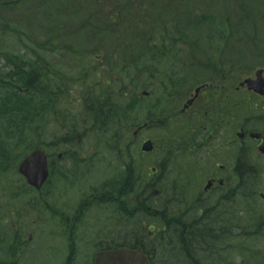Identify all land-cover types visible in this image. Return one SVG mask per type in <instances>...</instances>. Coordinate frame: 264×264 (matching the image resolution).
Wrapping results in <instances>:
<instances>
[{
    "label": "flooded vegetation",
    "instance_id": "af4514ba",
    "mask_svg": "<svg viewBox=\"0 0 264 264\" xmlns=\"http://www.w3.org/2000/svg\"><path fill=\"white\" fill-rule=\"evenodd\" d=\"M151 64L145 67L144 62L140 63L137 81L142 87L156 91L166 80L173 92L184 91L182 97L170 102L174 107L169 119L172 132L168 151L171 155L168 199L174 213L171 225L189 229L208 227L211 230L208 233L216 235L218 244L234 237L238 242L236 229L240 227L239 212L243 204L252 212L250 221L264 229V153L259 150L264 152V102L241 86L244 79L252 76L233 61L183 62L169 69V77L160 75L158 62ZM241 74L246 76L241 79ZM121 91L125 119L126 87ZM251 99L258 102L254 106L257 114L246 108ZM137 107L144 111L142 100L137 102ZM138 120L141 125L134 131V138L146 129H154L142 115ZM124 130L126 132V129L122 132ZM252 133H257L258 138L252 139ZM146 140L149 139L142 142ZM132 142L119 141L123 153L119 151L120 146L94 143L88 147L93 150L90 156L73 147L74 141L62 142L66 150L56 155L54 164L57 184L63 187L57 196L60 201L55 209L44 194L43 214H49L51 221L44 222H53L58 230L57 238L69 246L66 247L68 257L76 254L73 245H79L80 250L92 245L96 248L95 254L110 250L112 246L139 247L144 243V209L152 208L151 224L158 222L156 213L160 207L162 179L157 170L160 165L164 167V178L167 164L152 169L145 181L141 157L128 149ZM111 148L120 157L123 168L120 175L91 185L89 181L95 164L103 161L97 154L103 152L113 156ZM74 191L78 195L73 203L70 196ZM12 217L13 256L23 247L26 251L39 252L43 264V236L38 237L41 243H31L32 233L29 232L27 244L23 228L28 222L21 221L16 211ZM261 256H264V241ZM221 257L218 253L216 259L233 264L224 262Z\"/></svg>",
    "mask_w": 264,
    "mask_h": 264
},
{
    "label": "rangeland",
    "instance_id": "374dc122",
    "mask_svg": "<svg viewBox=\"0 0 264 264\" xmlns=\"http://www.w3.org/2000/svg\"><path fill=\"white\" fill-rule=\"evenodd\" d=\"M19 3L15 6L11 7V10H0V18H5L8 20L14 34L11 32L12 38L7 39V43H0V52L6 51L7 49L15 55H19L25 57L30 61V59H36L43 57L49 65V73L51 75H55L56 77H51V86L56 85L57 78L63 76L64 80L67 83L68 93L65 98H62L60 102L57 104V111L64 112L67 110L71 115L74 116V113H78L79 104L81 101L82 93L87 91L94 83V79L89 81L86 79L85 81H75V79L79 76L80 70L76 68L74 64V60H72V54L68 52L69 50H77L80 52V58L82 61H77V65H80L84 68L89 67V58L88 55L90 52H94L96 47L101 48L104 51V54H94L95 57H106L105 51H109L108 48L113 51H119L120 47L122 48H130L133 51H141L140 41L137 39H132L129 36L121 35L120 37L126 42V45L120 46L121 38L112 40L111 43L107 44L105 40H102V37L94 35V31L92 32L88 28L81 29L79 28V20L83 17V11L87 6V3L90 7L91 16L94 20L102 19V14H98L102 8L105 10L111 9L112 6L115 5V1L117 0H109L103 2H97L96 0H14ZM187 4L194 9L195 11L202 9L203 12L209 16L216 17L220 16V13L223 14V11L227 12L228 18L226 19L227 25H229V32H232L236 35H239L237 39H229L228 43H225V53H223V59L236 62L240 67L247 66L249 70H253V73L257 67L254 69L253 66L257 63L254 55V51L261 52L262 43H264V22L261 19H255V16H244L242 17L241 12H247L249 15H257L260 12L264 15L263 6L264 0H226V5L223 0H186ZM232 1V2H231ZM154 5L159 3L158 0L153 1ZM251 3V4H250ZM253 6V7H250ZM244 8L240 11V8ZM197 10H196V9ZM226 8V9H225ZM164 18H169L170 16H164ZM119 30V29H118ZM225 28H205L202 30V34H222ZM186 33L194 34L193 30H184ZM178 32H181L179 30ZM210 32V33H209ZM120 33V32H119ZM243 35H247L243 37ZM249 36H252L254 39H250ZM96 40H102L100 44H97ZM199 40V39H198ZM1 42V41H0ZM204 40H200V46H206L203 44ZM101 45V46H97ZM209 49L212 47H222L223 43L215 38H212L210 43H207ZM7 50V51H8ZM245 50L246 57L241 59L234 56V51H243ZM213 53V52H209ZM113 62H115V57L110 53ZM187 49L181 48L180 54L176 57L180 60V62H188L187 58ZM213 59V58H212ZM119 60V58H118ZM166 62V61H165ZM261 65H264V60H260ZM258 62V63H259ZM104 66L99 70L101 75H104L106 70H109L107 63L103 62ZM163 64V63H162ZM164 65V64H163ZM3 67V61L0 56V68ZM119 67V61L113 65V70ZM251 67V68H250ZM87 72V71H86ZM109 79V84L106 86V89H112L114 94L118 93V88L120 84H127L126 73L120 76L117 71H114ZM46 84V82H45ZM90 84V85H89ZM132 86V85H131ZM129 92V97L137 94L140 97L142 90L139 89V85H135L130 87L127 85ZM51 90H56V87H49ZM156 95V94H155ZM157 98L159 102L161 101V94L153 96L146 100L145 103L151 105L152 101ZM151 101V102H149ZM114 105H120L121 100L118 96L113 99ZM31 105V112L36 111L38 105L33 102ZM29 112V111H28ZM159 112V111H158ZM53 113V112H52ZM135 114L138 116L142 115L143 119L145 118V113H142L138 107L135 109ZM134 114V118L131 119L128 123L130 125L137 117ZM160 114V113H159ZM40 117H35V120L30 125V120L26 121V126H37V131L42 133L47 132L46 135H43V138H36V133H31V139L26 140L25 144V136L21 135V133L13 134L6 130V123L2 122L0 119V153L5 152L9 154L10 157L18 156V154L25 152V149L29 146V143L32 147L34 145L41 146L44 148V142H50L54 140L56 137V141L59 140V136L65 135L67 130L58 129V123L54 121L52 118H49V123L44 127L41 126ZM77 121V119H75ZM79 121V120H78ZM123 125V122H121ZM43 129V132H42ZM33 130V129H32ZM175 130V129H174ZM83 128H79L78 132L74 136V141H81L82 143L74 144L73 147L78 149L80 152L87 153V156L92 155V149H88L91 147L94 142L101 140H111L109 134H106L101 138V134L94 133L88 134L86 138L80 137ZM176 131V130H175ZM172 129L169 126H165L164 128L158 127V129H154L152 137H156V152L152 153L151 156L147 155L144 158L147 159L149 157L154 156L153 161L145 164L144 162V172L146 166L149 164L153 166L157 164L160 160L161 163L167 164L170 168L171 161L165 158V154L160 152V148L163 147V143L160 136H169L171 134ZM46 137V138H45ZM143 133L140 134L139 137L134 138L132 135V131L128 133L125 142L133 141L129 148H134L139 145V143L144 140ZM84 141V142H83ZM108 143L107 141H104ZM111 142V141H110ZM98 143V142H96ZM19 144V145H18ZM28 145V146H27ZM101 146V145H98ZM121 146V144H120ZM46 153L52 159H56L58 153H62L66 150V146L59 147L56 151L49 150L45 147ZM15 150V153H14ZM121 153L124 152V149L121 146ZM95 155V154H94ZM97 156L101 158L103 161L95 164V169L93 170L92 178L90 177V184H98L105 179L116 178L117 173L122 170L120 165L118 164V160L113 153V156L106 153H98ZM181 160L183 158L180 156ZM18 161V160H17ZM16 161V162H17ZM1 162V160H0ZM1 165L4 164L1 162ZM16 165V164H15ZM122 167V166H121ZM168 174L169 169H168ZM145 175V181L147 180V175ZM53 179V178H52ZM168 179V178H166ZM169 180V179H168ZM167 182V181H166ZM51 187V186H50ZM52 188H55L54 191ZM51 191H45L46 197L52 198L49 202L52 201V205L56 209V206L59 204L60 191L63 187H60L59 183L57 184V179L54 180L53 187ZM167 188L166 184H163L161 189ZM77 193L74 191L72 193L71 201L74 203L77 199ZM43 189L39 192H35L28 188L24 181L17 174L16 166L9 169V171L5 175H0V264H13V262H17V264H41V256L34 257L35 255L29 253L23 249V247H19V254H12L13 251V240L12 234L10 233L12 223H13V212H18L19 219L21 221H26L28 224L23 228V232H25L24 242L28 237V233L31 232L32 243H41V239L39 240V236H43V264H64V258L67 257L68 251L66 250L67 244H63L60 238H57L58 230L55 224L47 223L44 221H51L49 219V214H43ZM254 213V212H253ZM25 215L26 217L23 219L21 216ZM243 214L240 213V217ZM146 218V216H145ZM241 218H244L241 217ZM31 222V223H30ZM145 228H144V238L148 240L152 247L160 248L159 244L161 243L157 234L150 233L152 227L159 228L160 226H165L166 224L159 220L154 224H150L148 220H144ZM240 225V230L236 229L237 234L244 232V229ZM148 227L150 230H148ZM28 230V231H27ZM131 230V228H129ZM17 231V230H16ZM15 231V232H16ZM14 233V232H12ZM156 238V240H154ZM23 240V239H22ZM21 240V241H22ZM61 240V241H60ZM20 241V242H21ZM235 242V239H234ZM148 243V244H149ZM169 247H165L164 250H159L157 253V257L160 259V256H168L171 255V259H174L175 264L176 261L180 257L178 253L174 251L170 240L168 239ZM175 242L172 241V244ZM253 245V244H252ZM79 245H73L75 247V256H72L71 264H91L92 257L96 252V248L92 245H87V247L83 249H78ZM25 250V251H24ZM226 253H229V257H233V259H229L230 263L233 264H242L240 261L239 253L236 254V251L227 250ZM237 257V258H236ZM236 258V259H235ZM262 258V256L260 257ZM204 264H224L220 260H215L214 257L209 258L207 261L204 260Z\"/></svg>",
    "mask_w": 264,
    "mask_h": 264
},
{
    "label": "trees",
    "instance_id": "16d2710c",
    "mask_svg": "<svg viewBox=\"0 0 264 264\" xmlns=\"http://www.w3.org/2000/svg\"><path fill=\"white\" fill-rule=\"evenodd\" d=\"M43 1V0H38ZM97 2L109 1V0H96ZM154 0H117L115 5L111 9H101L98 14H102V19H92L91 9L87 3L86 8L83 11V17L79 20V28H88L94 35L102 37L106 43H111L112 40L121 38V35L129 36L132 39H137L140 44L146 47L151 46H187L190 51H194L193 47L198 46V39L204 38L203 43H210L214 36L215 38H226V35H214V34H202V30L205 28H223L225 19L212 17L203 12L202 9L196 10L186 3V0H158L159 3L154 5ZM18 1L14 0H0V10H10L11 7L18 4ZM225 3V1H224ZM251 4V3H250ZM263 6L264 12V3ZM253 7V6H250ZM244 8H240V11ZM242 17L262 15L260 12L257 15H249L247 12H241ZM170 16L164 18V16ZM119 29V30H118ZM193 30L194 34L186 33L184 30ZM181 30V32H178ZM14 34L12 26L5 18H0V43H7L9 38H12L10 33ZM120 32V33H119ZM122 39V38H121ZM101 40V41H102ZM100 40H96L97 44L101 43ZM126 45V42L122 39L120 46ZM8 50V49H7ZM0 52L1 60L3 61V67L0 68V119L6 123V130L13 134L21 133L25 136L26 140L31 139V133H36V138H43L45 132H38L37 126L33 128L31 126L23 127L28 124L26 121L30 120V125L35 120V117L39 116L41 126H45L49 123V118H52L58 123V129L65 128V122L71 121V126H76L75 119H85L89 117L92 122L89 123L93 129L95 121L99 118L101 127L108 126L120 118L119 108L114 105L111 95L104 91L102 93L94 94L89 90L82 93V111L78 115L70 117V113L67 110L61 114L56 107L62 98L68 93L67 83L63 76L57 78L56 85L51 86L50 78L56 77L49 73L50 65L45 62L43 57L36 59H26L25 57L15 55L8 51ZM72 54V60L74 64L80 56V52L77 50H69ZM162 53L163 50H157ZM120 69L126 70L127 76L131 78L130 84L134 83L136 77V62L137 56L134 55L133 50L130 48L120 50ZM240 56H245V50L239 52ZM264 56L262 54H258ZM91 62L90 64H92ZM88 70H96V67H91ZM79 76L75 81H85L88 79L86 70L81 67ZM46 82V84H45ZM56 87V90H51ZM37 103L35 107L37 110L31 112V103ZM29 111V112H28ZM53 112V113H52ZM118 116V117H117ZM33 129V130H32ZM57 137L52 143L56 142ZM19 145V144H18ZM28 146V145H27ZM38 146V145H34ZM27 148H33L29 143ZM34 149V148H33ZM5 152L0 153V160L4 164L1 165L2 171H8L11 165H14L20 156L10 157ZM15 153V150H14ZM0 162V164H1ZM160 211L162 220L168 223L169 214ZM146 216V212L144 211ZM164 222V223H165ZM165 223V224H166ZM157 236L161 243L160 248L156 251L164 250L165 247H169L168 239L177 253L181 255L190 254L191 256H184L180 260L176 261L177 264H203L204 259L201 255L212 252V247L218 248L216 243V236L211 235V230L206 228H171L167 226H160ZM247 229L245 228L244 231ZM173 234V236H172ZM245 235V234H244ZM172 239L175 240L172 244ZM148 241V240H147ZM146 243V239H145ZM149 243V242H148ZM147 244V243H146ZM149 246L151 244L149 243ZM141 247L145 252H149L148 246L142 244ZM215 248V249H216ZM214 249V250H215ZM171 255L157 257L152 264H175L174 259H171ZM70 260H67L69 264Z\"/></svg>",
    "mask_w": 264,
    "mask_h": 264
},
{
    "label": "water",
    "instance_id": "95a60500",
    "mask_svg": "<svg viewBox=\"0 0 264 264\" xmlns=\"http://www.w3.org/2000/svg\"><path fill=\"white\" fill-rule=\"evenodd\" d=\"M247 84L249 89L253 88L255 91L261 89V84L258 81H247ZM151 149L150 142L145 143L142 147V150L146 152ZM18 172L29 186L40 190L48 177L46 156L41 151L32 152L20 163ZM95 264H148V262L140 250L119 249L97 254Z\"/></svg>",
    "mask_w": 264,
    "mask_h": 264
}]
</instances>
